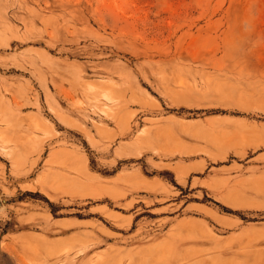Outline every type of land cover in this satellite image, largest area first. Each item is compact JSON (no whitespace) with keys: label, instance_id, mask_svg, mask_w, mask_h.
Here are the masks:
<instances>
[{"label":"rangeland","instance_id":"374dc122","mask_svg":"<svg viewBox=\"0 0 264 264\" xmlns=\"http://www.w3.org/2000/svg\"><path fill=\"white\" fill-rule=\"evenodd\" d=\"M260 248L264 0H0V264Z\"/></svg>","mask_w":264,"mask_h":264},{"label":"bare ground","instance_id":"6f19581e","mask_svg":"<svg viewBox=\"0 0 264 264\" xmlns=\"http://www.w3.org/2000/svg\"><path fill=\"white\" fill-rule=\"evenodd\" d=\"M45 123V122H44ZM41 125L42 126V128H44V126H47V123H46V125H44L43 124V122H38V125ZM38 127H40V126H38ZM41 128V127H40ZM47 128H48V126H47ZM47 128H45L46 130H47ZM45 129H42V130H44L45 131ZM210 236L211 237H213L212 239H214V236H213V234H210ZM243 252H247L246 251V249H245V251H243ZM183 256L184 257H186V258H184V259H187V256L185 255V254H183ZM254 262L252 263V264H264V249H262V248H260V249H258L257 251H256V253H254ZM180 257V256H179ZM191 257H189V259H190ZM181 259H183V257L181 258ZM200 262H201V259L199 260ZM204 264V263H203Z\"/></svg>","mask_w":264,"mask_h":264}]
</instances>
